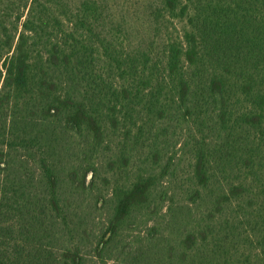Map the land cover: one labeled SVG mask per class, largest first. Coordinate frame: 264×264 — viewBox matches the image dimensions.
Listing matches in <instances>:
<instances>
[{"label": "trees", "instance_id": "obj_1", "mask_svg": "<svg viewBox=\"0 0 264 264\" xmlns=\"http://www.w3.org/2000/svg\"><path fill=\"white\" fill-rule=\"evenodd\" d=\"M111 1L0 0V264H264V0Z\"/></svg>", "mask_w": 264, "mask_h": 264}, {"label": "rangeland", "instance_id": "obj_2", "mask_svg": "<svg viewBox=\"0 0 264 264\" xmlns=\"http://www.w3.org/2000/svg\"><path fill=\"white\" fill-rule=\"evenodd\" d=\"M140 0H113L111 5L114 7H125L127 6L130 11L138 12L140 10ZM142 8V7H141ZM134 16V13L132 14ZM134 20L133 22H135Z\"/></svg>", "mask_w": 264, "mask_h": 264}]
</instances>
